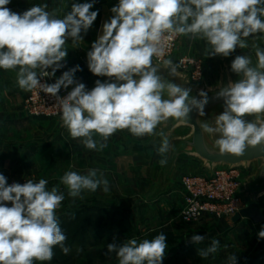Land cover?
Segmentation results:
<instances>
[{
	"label": "clouds",
	"instance_id": "9594fccd",
	"mask_svg": "<svg viewBox=\"0 0 264 264\" xmlns=\"http://www.w3.org/2000/svg\"><path fill=\"white\" fill-rule=\"evenodd\" d=\"M10 2L0 0V69H18L16 83L21 90L55 98L62 125L88 150L102 151L109 137L125 129L137 138L162 137L156 149L161 167L168 164L172 145L157 127L169 119L189 123L193 109L203 117L208 103L207 92L200 91L198 99L191 88L165 78L155 66L153 58L164 56L165 42L178 36L200 39L208 45L206 57H229L237 48H248L249 37L259 34L264 39V0H119L87 52L89 71L109 80L97 79L89 90L75 78L82 70L79 65L63 71L54 83L42 80L54 78L65 66L68 41L74 47L83 41L81 33L86 34L98 16V10L91 11L95 0L72 2L62 17L48 11L47 3L17 13L7 7ZM253 47L255 65L250 56H235L231 71L239 79L215 93L223 98V112L214 125H199L217 137L215 147L222 155L240 157L249 147L264 145V48ZM163 65L174 76L178 66L172 60H163ZM70 86L66 95H59ZM60 184L73 200H83L84 193L98 189L110 191L104 173L94 168L86 174L67 171ZM47 185L46 179L8 184L0 174V264L48 262L57 246L65 255L71 251L57 216L65 193L59 185L51 189ZM257 235L264 239V228ZM204 240V235L193 234L189 242L199 245ZM219 248L220 241L213 239L197 254L206 259ZM167 249V237L161 232L151 240L109 243L104 255L115 253L118 264H162ZM237 258L230 255L227 264H237Z\"/></svg>",
	"mask_w": 264,
	"mask_h": 264
},
{
	"label": "crops",
	"instance_id": "0c3cea01",
	"mask_svg": "<svg viewBox=\"0 0 264 264\" xmlns=\"http://www.w3.org/2000/svg\"><path fill=\"white\" fill-rule=\"evenodd\" d=\"M72 2L84 3L92 2V0H11L7 7L14 12L22 13L33 5L47 3L48 11H55L62 17L66 11L70 10ZM118 2L119 0H95L91 11L98 10L97 19L86 34L81 33L82 42L75 47L71 41L66 43L68 55L64 61L65 66L57 70L56 76L51 78L53 82L63 71L76 65H79L82 70L75 73V78L83 82L89 90L95 86L97 79L101 82L109 80L108 77H97L89 71L87 52L91 50L92 42L101 34L102 24L113 15L110 9ZM247 43L248 48H237L229 57L220 55L206 57L208 47L206 41L178 36L175 55L185 54L200 61L203 85L190 83L178 71L174 76H170L165 66H155L161 68L165 78L181 87L199 92L214 90L239 79L231 71V62L235 56H250L255 65L253 45L264 48V39H261L258 34L256 38L249 37ZM17 70L0 69V174L13 180L18 177L21 170H27L26 175L33 170L41 178H49L67 171L86 174L90 168L99 169L109 181L110 191L104 193L102 189H98L95 192L101 197V203L94 202L90 197L94 193L86 192L91 201L87 207L92 212H95L94 210L104 212L105 227L110 228L113 225L119 233L128 227L135 228L140 240H151L163 232L168 243L166 256L174 255V258L170 260L177 258L184 261L186 258L197 256L199 259L197 264H227V258L234 254L238 257L237 260L244 264H264V239L258 238V242L254 244L246 240L249 236L246 233L250 229L258 234L264 228V220L259 223L248 219L233 222L230 217L215 221L211 219V216L205 215L198 219V222L195 221L194 225L179 217L182 204L180 176L203 173L207 166V163L197 155L182 148L179 149L182 141L190 133L169 139L172 149L167 154L168 164L164 167L158 163L160 157L156 151L162 139L160 136L137 138L125 129L109 137L106 142L107 147L102 151L88 150L81 143V139L70 137L60 117L42 118L26 114L24 99L28 92L18 87ZM68 90H71V86ZM178 125L186 124L174 123L172 119H169L166 123L159 125L156 131L168 136ZM94 138L100 139L98 135ZM11 164L17 165V172L10 169ZM31 164L34 165L31 166ZM49 164L52 168L48 173L44 169H47ZM243 197V207H245L250 201H247L246 193ZM193 234L204 235V242L199 245L190 243L189 240ZM213 239L220 241L218 252L212 255L213 259L210 255L201 260L197 249L207 247ZM179 264L184 262L180 261Z\"/></svg>",
	"mask_w": 264,
	"mask_h": 264
},
{
	"label": "rangeland",
	"instance_id": "374dc122",
	"mask_svg": "<svg viewBox=\"0 0 264 264\" xmlns=\"http://www.w3.org/2000/svg\"><path fill=\"white\" fill-rule=\"evenodd\" d=\"M247 118L254 119L255 117H247ZM261 120L264 121V117H261ZM188 133H191L190 126L178 125L173 129L172 133L167 136V138L170 139L176 136L186 135ZM212 136L214 140L217 138L214 135ZM261 162L262 161L260 159L246 162L241 164V168L243 169L244 172V180H245L244 193H246L247 201L248 202L253 201V199H257L258 201L259 199V204L264 214V186L261 188L257 186L258 184L257 175L261 166ZM33 165L34 164H31V166ZM17 168L18 167L16 164H14V166H12L11 164V168H10L11 170L17 172ZM51 168L52 165L49 164V166H47V169H44V171L45 172L48 171L49 173V170H51ZM30 170L32 169L30 168ZM25 171L27 170H21L18 177L14 178L13 180H10V178L6 177L8 184H12L13 182H18L23 184L26 182L27 179H32L35 182H38L39 179H46L48 181L47 187L49 189H51V187L53 186L59 185L60 191H63L65 193V200L62 201L61 207L57 210V216L60 217L59 220L61 222V227L67 236L65 245L69 247L71 251L67 255H65L62 253L59 246H57L54 248L55 254L51 261L36 262V264H118V260L116 258L115 253L111 254L110 256H105V257L100 256L103 250H104L103 252L107 250L106 245L110 243L109 242L107 244L108 238L114 239L113 242H115L116 244H121L126 239H130V238H136L138 241L143 240V239L140 240L141 239L140 236H137L138 233L135 230V228L130 229L128 227L124 230H121L120 231L121 233H119V231H117V228H115L113 225L110 226V228L105 227L106 216L104 212H102L101 210L99 211L94 210L95 212H92L87 207V204L91 203V201H89V196H87L86 193H84L85 198L83 200H80L78 198L73 200L72 198L68 197L67 189L65 188V186L60 184V178L63 176L64 173H60L55 177L51 176L49 178H41L40 176L36 175L35 174L36 172H34L33 170L32 172H29V174L27 173V175ZM90 197H92L94 202L101 203L102 201L101 197L96 193H94ZM65 213H67V217L61 216ZM211 219H214L215 221H221L224 218H215L211 216ZM194 222L195 221H191L187 223H194ZM196 222L198 221L196 220ZM117 234L120 235L117 236ZM246 235H249L246 238V240L251 244L252 243L254 244L258 240V237L256 236L257 233L255 231H251V229L246 233ZM243 239L242 240L245 241V238ZM172 257L174 258L173 254L170 255L169 257L165 256L162 264H171V263L179 264L180 261L184 262V264H197L199 262L197 256H193L189 259L186 258L184 259V261L179 259L177 260V258L170 260V258ZM210 257L213 259L212 255ZM237 264H244V263L239 262V260H237Z\"/></svg>",
	"mask_w": 264,
	"mask_h": 264
},
{
	"label": "built area",
	"instance_id": "2783aa9c",
	"mask_svg": "<svg viewBox=\"0 0 264 264\" xmlns=\"http://www.w3.org/2000/svg\"><path fill=\"white\" fill-rule=\"evenodd\" d=\"M175 37L166 41V51L162 58H153L157 66H164L163 60H172L177 71L192 84L203 85V72L199 60L185 54L175 55L177 43ZM42 82L54 83L45 77ZM91 90V89H90ZM67 91L62 89L59 95ZM55 98L33 90L24 99V110L28 116L59 118V109ZM243 164V163H241ZM241 164H208L203 173L183 174L179 178L181 207L179 217L185 222L196 221L208 215L215 218H230L243 207L244 172Z\"/></svg>",
	"mask_w": 264,
	"mask_h": 264
},
{
	"label": "water",
	"instance_id": "95a60500",
	"mask_svg": "<svg viewBox=\"0 0 264 264\" xmlns=\"http://www.w3.org/2000/svg\"><path fill=\"white\" fill-rule=\"evenodd\" d=\"M219 89L205 90L208 94V103L204 109L205 116H199L198 111L195 109L189 113V123L184 124L191 127V133L182 141L179 149L182 148L185 151L197 155L208 164L236 165L260 159L262 162L257 175V186L261 188L264 186V145L254 148L249 147L246 149L245 154L240 157H235L230 154L222 155L219 153L218 148L215 147L213 136L203 132L199 126L204 122L213 124L216 116L223 112V98L215 95ZM191 94L199 99V91H192ZM172 121L174 123L177 122L173 119ZM231 219L233 222L248 219L254 223H259L264 220V215L257 199H253V201H250L245 207L236 212Z\"/></svg>",
	"mask_w": 264,
	"mask_h": 264
},
{
	"label": "trees",
	"instance_id": "16d2710c",
	"mask_svg": "<svg viewBox=\"0 0 264 264\" xmlns=\"http://www.w3.org/2000/svg\"><path fill=\"white\" fill-rule=\"evenodd\" d=\"M61 216H63V217H67V213H65V214H63V215H61ZM69 216V215H68ZM58 218H60V217H58ZM64 219V218H63ZM114 241V239H111V238H108L107 239V244L110 242H113ZM106 247H107V245H106ZM106 249V248H105ZM104 251V250H103ZM102 251V254H100V256L101 257H105V255H104V252ZM105 252H106V250H105Z\"/></svg>",
	"mask_w": 264,
	"mask_h": 264
}]
</instances>
